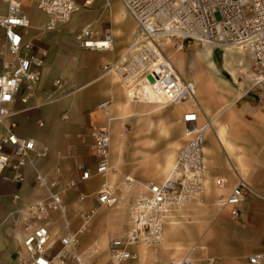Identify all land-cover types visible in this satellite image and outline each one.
I'll return each instance as SVG.
<instances>
[{"label":"built area","instance_id":"2783aa9c","mask_svg":"<svg viewBox=\"0 0 264 264\" xmlns=\"http://www.w3.org/2000/svg\"><path fill=\"white\" fill-rule=\"evenodd\" d=\"M1 2L4 10L0 13V178L3 170L9 169L10 180L21 184L22 169L30 167L34 187L44 193L42 198L18 209L20 216L9 217V226L19 227L21 233L13 251L16 264H91L88 258L94 252L85 255L86 250H80L81 235L97 210L114 208L123 202L127 204V226L121 234L108 239V264L134 259L133 247L137 245H159L167 212L190 202L205 203L202 143L208 125L197 123L201 109L195 101V84L174 71L160 42L170 38L178 49L190 42L246 47L255 68L251 91L264 102V0H118L133 20V37L120 62L99 65L101 74H115L124 96L132 102L142 98L137 89L146 84L164 104L182 103L183 107L181 142L166 176L160 181H140L124 173L112 183L108 178L116 169L109 159L108 128L92 127L89 131L92 168L76 165L77 178L61 181L59 168H54L53 176L35 168L34 159L43 158L48 149L31 138L18 136L11 120L17 112L13 109L17 89L29 92L38 83L46 56V51L33 43L36 34H29V30H37L38 34L57 30L75 12L89 8L94 0H30L29 4L43 16L39 27L31 24L30 15L24 11V0ZM104 5H108L107 0ZM75 41L81 49H113L111 33L98 32L91 22L79 28ZM66 84L61 77L51 81L55 89H63ZM108 102H99L96 108L102 109ZM91 178L99 179L95 189L87 193L77 191L72 200L67 199L68 191ZM211 183L222 188L226 181L214 177ZM253 189L236 174L227 194L215 196L212 205L217 212L225 211L228 217L236 218L238 204L254 196L264 199V193ZM212 263V259L206 260V264ZM165 264L192 263L184 256ZM242 264H264V251L246 256Z\"/></svg>","mask_w":264,"mask_h":264},{"label":"crops","instance_id":"0c3cea01","mask_svg":"<svg viewBox=\"0 0 264 264\" xmlns=\"http://www.w3.org/2000/svg\"><path fill=\"white\" fill-rule=\"evenodd\" d=\"M25 8L26 5L24 7L26 12ZM3 10L1 2L0 13ZM126 14L117 11L113 16H110L109 29L103 28L102 22L95 20L96 13L93 19L85 22H91L92 27L94 23H99L100 32L108 30L111 33L113 41L111 52L79 48L75 41L78 31L72 35L71 40L60 38L53 40L51 45L46 41L35 43L37 47L46 51L40 79L29 92L21 87L17 89L13 103V109L17 112L11 117V120L15 123V131L18 136L31 138L36 144L47 147L48 152L43 158L34 159V166L41 173L53 176L54 168L57 167L60 169V180L64 181L69 178H77L76 165H83L91 169L93 157L89 131L92 127H106L111 141L109 159L119 171L117 174L115 171L109 175L110 183L115 182L119 175L124 173L131 174L140 181L153 177L152 173L141 171L137 166L124 164L128 155L125 154L123 140L127 132L136 131L137 120L143 119L145 115L158 113L166 104L157 101L132 102L128 97H124L123 88L117 77L114 74L102 75L99 69L101 64L120 62V57L126 54L127 45L131 42L134 32L133 20ZM122 21L126 22L124 27L121 26ZM45 33L36 34L34 39L38 40ZM170 41L172 42V40ZM173 52L180 53L177 48H173ZM179 56L178 60H172L177 68H175L176 71L178 70V74L182 76L183 58L181 53ZM88 59H92L91 62H88ZM196 60L200 70H204L203 68L211 70L210 64L199 56ZM177 61L180 64H177ZM240 62L242 63L241 59ZM246 67H248V60H246ZM56 77L66 80L67 84L63 89L52 87L51 81ZM189 77L194 82L196 79L197 83L196 101H199L201 109L199 116H202L204 120L203 123H200L199 119L198 124H205L206 118L209 116L211 119L207 126L209 129L203 135V140L206 143H202V164L206 178V195L209 192H212L213 195L209 200L205 195L204 201L212 205L215 196L227 194L235 182L236 174L251 189L255 188L264 193V149L261 148L264 147V102L258 101L255 120L249 121L248 97L237 95L223 102L208 100L202 96V93L208 94L210 88L215 89V82L205 75L200 79L201 81L197 76ZM108 100L106 107L96 108L99 102ZM154 103H157L160 109L154 108ZM221 104L223 105L220 106ZM182 107L183 105H179L176 111L181 112ZM206 112L209 113V116L206 115ZM171 162L172 157L168 158L167 156L160 171L164 173L168 168L170 169ZM22 171L24 181L21 184L10 180L11 171L9 169H4L3 178H0V264H16L13 251L21 233L19 227L9 226V217L20 216L22 212L17 213L18 209H23L25 205L44 195L43 191L33 185V170L25 166ZM113 175H115V179H113ZM214 177L225 179L226 183L222 188L212 185L211 179ZM154 178L158 180L159 177ZM77 191L80 190L68 191L67 199L72 200ZM13 196L16 198H12ZM118 206L120 209L125 206V203ZM188 206L190 209L194 207V217L196 216L194 218V237H198L197 243H192L184 255L192 261V264L196 262L206 264L207 259H212V264H242L246 256L264 251L263 198L254 196L248 201L238 204L236 218L228 217L225 211L217 212L216 208L201 207L205 206V203L197 205L190 202L165 214L164 235L159 245L163 251L171 250V254L161 264L177 261L184 257L178 255L181 246L176 244L178 240L175 241V238L181 230L180 217H183V212ZM219 216H224L225 220H219ZM120 217L121 213H117L114 208L106 214L105 224L114 225ZM218 233L221 236L220 250L215 262V258L207 254L203 240L215 237ZM183 234L186 237L189 236L187 233ZM100 240L102 241L101 245L108 241H106V237ZM96 244L97 240L89 243L85 247V255H89L91 248L98 245ZM142 246L139 245V252H137L139 264L144 263L153 253L151 246L144 245L145 248ZM88 247L89 250H87Z\"/></svg>","mask_w":264,"mask_h":264},{"label":"rangeland","instance_id":"374dc122","mask_svg":"<svg viewBox=\"0 0 264 264\" xmlns=\"http://www.w3.org/2000/svg\"><path fill=\"white\" fill-rule=\"evenodd\" d=\"M29 1L30 0H24V3L26 5V12L31 17V24L35 27H39L42 23V16L32 8L31 4L27 3ZM77 1L80 2L81 0ZM104 2L105 0H94V2L90 5L89 8L81 9L78 12H75L71 16V19L65 25L59 27L57 30L54 31H44L46 33L44 35L42 34V36H40L38 40L34 39L33 43L35 44L37 41L40 43H44V41H46L51 45V42L53 40H58L60 38L71 40L72 35L79 30L81 25L95 17V13V20L97 22H102L101 24L103 25V28L109 29L110 16H113L117 11H120L123 14L126 13L121 7L118 0H107L108 5L106 6L104 5ZM124 22L125 21H122L121 24V26L123 27L124 24H126V22ZM93 27L96 28L98 32L101 31V29L98 28L100 27L99 23H94ZM33 32L35 34H38L37 30H29V34H33ZM203 46H206L211 52L209 59L211 68L210 71L205 70V68H203L204 70H200L197 65L196 59L198 54H196V52L202 50ZM227 47L233 50V57L229 55L225 56V58L229 62L228 69L222 65V55L224 53V50H226L223 47H216L210 44L204 45L202 43L197 42H190L187 45H183L182 48L179 49V52L181 53V56L183 58L182 76L188 79H190L189 76H197L199 80L202 79L204 75L206 77H210L215 82V89L210 88V92L208 94L202 93V96L206 97L208 100L211 101L215 100L223 102L237 95L248 97L249 121H251L252 119L255 120L254 116L258 111L257 103L261 100L254 97L253 92L251 91V86L255 77L254 61L252 60L250 52L246 47L233 48L229 45ZM163 49L165 53L167 50L168 54L170 55L173 50L172 46L168 45L165 46ZM239 59H241L242 63L239 61ZM91 60L92 59H88V62H91ZM246 60H248V67H246ZM113 77L116 79L115 76ZM222 105L223 104H221L220 106ZM178 106L179 105H166L158 113H152L143 116L144 120L141 118L140 120L136 121V131L127 132L125 134V139L123 140V147L125 148V154L128 155V158L125 160L124 164L137 166L141 169V171H147L152 173L153 177L147 180L160 181L169 170L168 168V170H166L164 173L160 171V168L164 165L165 158L168 156V158L172 157V162L174 160L177 148L181 142L182 133L180 112L176 111L178 109ZM206 115L209 116V113L206 112ZM209 118L206 119L211 120ZM203 122V117L200 116V123ZM205 143L206 141L203 140V144ZM261 148L264 149L263 146ZM114 167L116 168L117 174L119 172L118 168L115 165ZM113 177V179H115V175H113ZM154 177L159 178L158 180H156ZM98 182V178H91L90 180L82 182L80 185H78V188L76 190H80L84 193L90 192L95 189ZM212 195L213 193L209 192L206 195L207 200L211 199ZM124 207L120 209L119 206L114 207L117 213H121V217L117 219L118 221L115 222L116 224L114 225L105 224L106 214H108L114 208L99 209L93 216V218L88 222L85 231L80 237L79 248L80 250H86L85 247L91 241L97 240L98 245L96 244L97 246L91 248V253L92 251L96 253L93 255L91 254V256L88 258V261H90L91 264H108L105 255L106 243L101 245L100 242L102 241L100 239L106 237L107 241L110 237L117 236L123 230L126 229L128 219L126 202ZM201 207H212L215 209L214 206L207 204L206 202L205 206ZM121 209L122 211H120ZM183 213V217H180L181 230L179 231V235L175 238V241L176 239L178 240L176 241V244L181 246V248H179L180 253H178L180 257L186 255L187 248L192 245V243H197L198 240L197 236L194 237V218H196V216L194 217V207L190 209V206H188L186 208V211ZM223 218L224 216H219V220L221 219L222 221H224L225 219ZM183 233H187L189 236L186 237ZM220 240L221 236L219 235V233L215 237H210L208 239L203 240V243L207 248V254L215 258V262L219 256L218 252L220 250ZM89 247L87 248V250H89ZM138 247L139 245L133 247V249L136 251V257L134 259L124 262L123 264H139L137 258V252H139ZM150 248L153 250L151 257L141 264H161L162 262L166 261L168 256L171 254V250H161L160 245L151 246ZM195 264L203 263L196 262Z\"/></svg>","mask_w":264,"mask_h":264},{"label":"bare ground","instance_id":"6f19581e","mask_svg":"<svg viewBox=\"0 0 264 264\" xmlns=\"http://www.w3.org/2000/svg\"><path fill=\"white\" fill-rule=\"evenodd\" d=\"M125 11V10H124ZM171 39L170 38H163L162 39V41L160 42V45L162 46V48H164L165 46H167V45H171L172 46V48H177L176 46H174V44L170 41ZM202 44H204V45H206L207 43H204V42H202ZM216 47H223L224 49H226L225 51H224V53H223V65L228 69V65H229V62H228V60L225 58V56L226 55H229V56H231V57H233L232 56V52H233V50L232 49H229V47H227V45H222V46H216ZM231 47H233V48H242L243 46L242 45H231ZM178 49V48H177ZM164 50V49H163ZM236 50H239V49H236ZM196 54H198V56H199V58H201V59H203V61H206L207 63H209L210 64V55H211V52H210V50L206 47V46H203L202 47V50L199 52V51H197L196 52ZM165 55L167 56V58L169 59V61H170V63L172 64V66H173V68H174V71L175 72H177L176 71V67H175V65H174V63H173V61H172V59H175V60H178L179 58H177V57H180L179 55H180V53H175V52H171V56H170V54H168V52H167V50H166V53H165ZM173 55V56H172ZM124 55H122L121 57H120V60H122V57H123ZM197 56V57H198ZM171 57H172V59H171ZM239 61H240V59H239ZM177 64H180L178 61H177ZM176 68V69H175ZM179 72V71H178ZM177 72V73H178ZM115 75V74H114ZM179 75V74H178ZM116 76V75H115ZM192 82H194V81H192ZM195 86H196V79H195ZM196 89H197V86H196V88H195V101H196ZM137 93H139V94H142L143 96H141L142 98L139 100V101H157V102H161V103H163V101L158 97V96H156L154 93H152L148 88H147V86H146V84H143L141 87H139L138 89H137ZM197 102V101H196ZM198 103V102H197ZM155 105V107L154 108H156V107H158V109H160V107L157 105V103H154ZM176 105H183L182 103H178V104H176ZM199 119H200V116L198 117V120H197V123H198V121H199ZM205 123H207L208 125L207 126H209V124H210V121L209 120H207ZM207 126H206V128L204 129V131H203V135H204V133L209 129V128H207ZM172 162L170 163V166H172ZM113 165V164H112ZM114 166V165H113ZM116 169V168H115ZM131 175V174H130ZM205 195H206V190H205ZM194 203V202H193ZM121 204V203H120ZM188 204V203H187ZM195 204H197V205H203V204H201V203H198V202H195ZM118 206V205H117ZM185 206V205H184ZM96 214V213H95ZM164 225H165V221H164ZM163 235H164V226H163V232H162V239H163ZM142 247H146V246H142ZM191 261V260H190ZM191 263H192V261H191ZM123 264V263H122Z\"/></svg>","mask_w":264,"mask_h":264}]
</instances>
